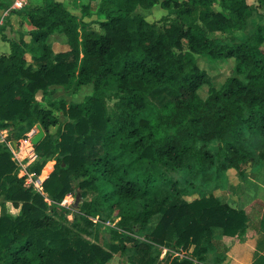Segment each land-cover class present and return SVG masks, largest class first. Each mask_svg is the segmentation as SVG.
<instances>
[{
	"label": "trees",
	"instance_id": "16d2710c",
	"mask_svg": "<svg viewBox=\"0 0 264 264\" xmlns=\"http://www.w3.org/2000/svg\"><path fill=\"white\" fill-rule=\"evenodd\" d=\"M156 4L170 12L149 22L136 11ZM252 10L247 0H101L98 29L58 0L15 12L31 28L28 39L4 38L0 128L11 140L42 128L28 170L42 192L17 175L0 144V264H105L116 252L131 264H206V254L221 262L215 229L240 237L248 216L211 193L183 199L179 173L194 185L264 160L254 146L255 138L264 141V21L245 39L213 36L243 29ZM56 33L65 37L63 49L48 42ZM198 57L233 58L244 78L228 76L202 98L208 79ZM88 84L79 102L45 97L53 85ZM68 193L79 198L71 221L61 204ZM7 202L19 213L10 214ZM109 215L118 220L106 249L92 218ZM156 246L167 249L164 258ZM190 247L181 257L171 253Z\"/></svg>",
	"mask_w": 264,
	"mask_h": 264
},
{
	"label": "rangeland",
	"instance_id": "374dc122",
	"mask_svg": "<svg viewBox=\"0 0 264 264\" xmlns=\"http://www.w3.org/2000/svg\"><path fill=\"white\" fill-rule=\"evenodd\" d=\"M9 2H11V0ZM247 2L248 4L253 6V10H252L250 17L247 19L246 26L241 30L234 31L232 34L214 33L213 34L214 37L225 39L226 41H228L230 37H233L236 40H241V39L247 38L250 34H252L256 25L264 21V7H262L259 4L258 0H247ZM92 3L93 5L91 6V8L89 7V10L94 14L90 16L89 18H84V19L86 21H90V25L92 28L98 29L96 21L99 18H101L102 15H98L97 13H95L97 2L95 3L93 1ZM137 11L143 12L140 8H138ZM167 12L169 13V11ZM150 13L152 12L145 11L143 13L146 20H148L149 22L156 21L162 16V15H155V16L150 17L149 16ZM168 13H165V14H168ZM26 28L27 27L25 26V24H22L21 30H19L16 34V33H13L14 31H8L9 29L6 27L5 32H3L4 37L1 35L2 32H0V40L6 41L4 38L18 39L20 37V34H24V38L28 39V36L25 35ZM48 42L52 45L54 50H60L65 47V39H60L57 37V35L48 37ZM0 46H3V45L0 44ZM5 49L9 51L7 42H5ZM197 63H198L199 68L206 73L207 79H208V83L203 84L198 89V94L202 98H205L208 95V90L211 86L217 89L220 88V86L222 85V83L225 81V79L228 76L237 75L242 79L244 78L242 74H239L238 72H236L235 60L233 58L208 60L203 57H198ZM49 90L51 93L49 94V96H45V97H50V99H54V100L63 99L67 103L79 102L83 99L85 95L89 94L88 90L82 91L81 88L79 90H74L72 86L70 88H64L62 85L50 86ZM36 97L41 103H45L44 102L45 97L42 96L41 92H38ZM113 102L114 100H107L108 106H112ZM51 130H53V128ZM254 146L256 149H259V148L264 149V141L260 138H255ZM19 155L20 157L25 156V151L21 150ZM23 158H24L23 162L26 164L25 171L28 172L29 167L35 161L36 158L32 161H28L27 157H23ZM51 162L52 164L54 163L53 158L50 160V163ZM17 174L18 175L21 174L18 168H17ZM22 174H24V172ZM256 176H260L264 178V160L260 161L258 165L252 162L242 165L241 174L239 173L237 169L228 168L227 170L223 171L219 176H216L214 178L206 176L202 180H197L194 183V185H191L188 183V179H187L188 175L186 172L179 173V179L182 181V184L187 188L186 194L182 196L183 199L190 201L194 198H197L200 195H205V194L208 195L209 193H211L214 196L218 197L222 202L230 204L232 206H238V205H243V204L245 205L244 197H245L246 192L248 191V184H252L250 182H252V178ZM26 180L27 179L25 178V181ZM29 184L34 189L36 190L38 189V186L35 185L34 178L32 179L31 182H29ZM250 188L252 189L253 192H256L255 196L257 194L261 196L262 193L264 192V184L255 183V187L252 185L250 186ZM75 198L76 196L73 193L70 196L64 197V199L67 200V201H64L65 202L64 204L70 207V211L66 213V218L69 221H71L73 218V208L74 209L77 208V207H74ZM6 208L10 214L19 213V208L12 206L10 202L6 203ZM1 212L2 210L0 208V213ZM156 219H157L156 217L153 218L150 222V225L155 224ZM92 220L94 221V225L96 226L98 230V239L96 242H98L104 248L107 249L108 243L111 242L112 240L109 232L112 226H114L115 222L118 220V217H115L114 215H109L108 217L96 216L92 218ZM220 232H221L220 229H215V239H219ZM142 235L143 233H137V234H134L133 236L137 239L142 240L143 238ZM191 248L192 247H190L187 251L178 250L176 252L171 251V253H173V255L181 257L183 255L189 254V252L191 251ZM154 250L159 251L160 258H164L166 251H167L166 248L158 247V246H156ZM221 253L222 251L217 252V254L219 255ZM122 258L123 256L120 255L119 252L113 253L112 257L105 264H131L129 261H126V263H124L122 261ZM211 258H212L211 254H206L201 258V262L206 263V264H212L213 260Z\"/></svg>",
	"mask_w": 264,
	"mask_h": 264
},
{
	"label": "crops",
	"instance_id": "0c3cea01",
	"mask_svg": "<svg viewBox=\"0 0 264 264\" xmlns=\"http://www.w3.org/2000/svg\"><path fill=\"white\" fill-rule=\"evenodd\" d=\"M9 1L10 0H0V15L3 14L4 10L8 7L7 5L10 3ZM58 1L62 2L68 11L75 14L78 18H81L84 21H86L84 18H89L94 14L89 10V7L91 8L93 1L95 3L97 2L95 13L102 15V17L98 20H102L104 18V15L98 11L101 0ZM41 2L42 0H28V5L35 6L41 4ZM83 6L88 7V15H82ZM138 8H140L143 12L137 11ZM136 11L142 15L145 11H150L152 12L149 14L150 17L155 15H166L165 13H168L167 11L170 12V10L163 9L158 4L153 5L150 8H145V10L142 7H137ZM143 17L145 18L144 15ZM22 24H25L27 27L26 31L31 28L28 19L22 14L7 13L2 17V23L0 25V32H2L1 35L4 37L3 32H5L6 27L9 29L8 31H14L13 33L17 34V32L21 30ZM58 34L59 33H56L50 36L57 35L58 38L65 39L63 34ZM5 42L6 41L0 40V44L3 45L0 46V55L8 53V51L5 49ZM80 88L82 91L88 90L89 93L91 92V84L83 85ZM250 183L252 184H248V191L244 197L245 205H242L248 216V222L244 234L240 237L221 234L219 239L214 238V244L217 252L222 251V259L219 264H264V192L261 196L259 194L255 196L256 192H253L250 188L252 185L255 187V183L264 184V178L256 176L252 178V182Z\"/></svg>",
	"mask_w": 264,
	"mask_h": 264
},
{
	"label": "built area",
	"instance_id": "2783aa9c",
	"mask_svg": "<svg viewBox=\"0 0 264 264\" xmlns=\"http://www.w3.org/2000/svg\"><path fill=\"white\" fill-rule=\"evenodd\" d=\"M28 5V0H11L8 7L4 10L3 14L0 15V25L2 23V17L6 15L7 13H15L20 12ZM38 131L36 125H34L32 128H30L29 131H27L23 137H21L18 140H11L8 138V131L5 128H0V144L1 146L5 147L11 154V159L16 162L18 166V170L21 172V174L24 172V174H20L18 176H24L26 175V184H29V182L32 181L34 178L35 185L38 186V191L42 192L41 182L38 179V177L35 176L34 172H26L25 166L26 164L23 162V157H27L29 161L34 160L37 156L34 151V144L31 141L32 136ZM21 150L25 151V156L20 157ZM71 193L66 194L65 196H70ZM64 199V198H63ZM67 200H62L61 204H64ZM96 221V220H95ZM108 224V222H107Z\"/></svg>",
	"mask_w": 264,
	"mask_h": 264
},
{
	"label": "water",
	"instance_id": "95a60500",
	"mask_svg": "<svg viewBox=\"0 0 264 264\" xmlns=\"http://www.w3.org/2000/svg\"><path fill=\"white\" fill-rule=\"evenodd\" d=\"M36 127H37L38 131L31 138V141L34 145L37 144L42 139V137L44 136V132H43L42 128L40 127V125L36 124ZM78 201H79V198L77 196L75 198L74 207H77Z\"/></svg>",
	"mask_w": 264,
	"mask_h": 264
},
{
	"label": "bare ground",
	"instance_id": "6f19581e",
	"mask_svg": "<svg viewBox=\"0 0 264 264\" xmlns=\"http://www.w3.org/2000/svg\"><path fill=\"white\" fill-rule=\"evenodd\" d=\"M23 151V150H22ZM23 154V153H22Z\"/></svg>",
	"mask_w": 264,
	"mask_h": 264
}]
</instances>
